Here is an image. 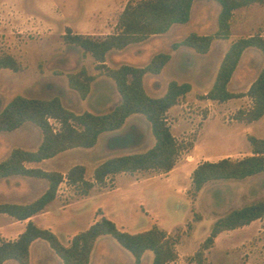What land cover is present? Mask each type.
Wrapping results in <instances>:
<instances>
[{"label":"rangeland","instance_id":"obj_1","mask_svg":"<svg viewBox=\"0 0 264 264\" xmlns=\"http://www.w3.org/2000/svg\"><path fill=\"white\" fill-rule=\"evenodd\" d=\"M127 2L0 0V57L10 55L19 63L17 71L0 69V111L18 94L42 98L59 96L63 104L75 112L104 113L113 108L120 101L114 81L102 68H96L89 53L66 43L64 34L68 27L73 33L95 39L116 32L118 16ZM218 12L215 2L197 0L187 24H175L165 34L155 35L123 50H111L106 55V64L117 67L125 63L141 66L155 53H173L160 76H147L144 86L149 95H162L171 80L193 84L194 88L187 96L181 97L166 114L172 134L185 145H194L180 152L174 171L171 174L155 170L121 172L116 178L115 175L110 177L105 186L95 185L86 196L63 182L57 198L50 205V212L34 215L32 221L37 226L52 229L67 244L65 234L69 238L102 215L131 233L156 225L171 236H177L178 257L168 264H197L194 254L209 235L216 219L233 209L264 200V172L241 180H210L195 197L189 192L191 173L204 156L216 157L226 151L239 155L237 152L251 151L240 127L231 125L238 109L234 114L228 109L234 102L217 104L202 98V92L211 86L224 54L234 40L264 34V4L253 3L235 10L230 37L216 40L205 54L187 46L172 48L173 43L191 31L214 32ZM260 54V50L253 47L245 52L242 64L233 74L230 89L243 91L249 87L255 69L249 71L246 64L251 59L255 63ZM83 67L95 75L85 99H81L67 81L68 73ZM198 72L207 78L198 79ZM50 121L58 127L57 122ZM254 134L264 138V121ZM41 139V131L32 122H26L11 132H0V160L14 147L36 149ZM153 143L150 123L144 115L132 114L118 131L103 132L95 146L72 148L33 165L66 173L73 165L82 164L86 168V179L92 180L95 167L107 158L143 152ZM46 187V181L36 178L0 179V202H28L42 194ZM24 229L23 222L8 214H0V242L16 239ZM203 255L210 264H264V218L221 232ZM152 258L153 253L148 252L142 264H151ZM6 264L18 263L8 261ZM31 264H62V261L45 242H35L31 247ZM91 264L135 263L128 251L106 235L101 237Z\"/></svg>","mask_w":264,"mask_h":264},{"label":"trees","instance_id":"obj_2","mask_svg":"<svg viewBox=\"0 0 264 264\" xmlns=\"http://www.w3.org/2000/svg\"><path fill=\"white\" fill-rule=\"evenodd\" d=\"M196 0H128L117 20V31L102 39L73 33L68 27L64 41L80 47L89 53L96 62V68L103 69L110 77L120 95V101L109 111L94 113L88 110L75 112L63 104L59 96L49 98L29 97L18 94L0 111V132H11L26 122L36 125L42 139L36 149L14 147L0 160V179L11 177H30L47 182L42 194L27 203L0 202V214L5 213L16 220H26L25 229L16 239L0 242V264L14 261L18 264H31V247L37 240L45 242L62 264H90L92 251L101 236L112 237L122 248L128 251L135 264H141L147 251L153 253L151 264H168L178 257L177 236H171L165 230L154 225L149 229L135 233L119 228L116 223L101 216L86 229L74 234L65 245L57 234L49 228L37 226L30 218L43 211L52 202L65 182L80 195H88L95 186H105L110 176L121 172L155 170L169 172L176 164L180 152L192 148L185 145L171 132L167 121V111L178 104L179 99L191 90L189 82L171 80L165 92L160 96L149 95L144 86L146 74H159L171 59L170 52H158L152 55L145 65L121 64L110 67L106 64V55L111 50H123L126 47L144 42L153 35L168 32L175 24H185L191 18ZM219 4L217 28L212 33L189 32L182 40L172 44V48L187 46L197 53L205 54L215 39H228L232 31L234 11L253 3L264 4V0H211ZM257 48L263 56V65L246 92H233L228 85L235 73L244 51ZM19 69L17 60L10 56L0 57V69ZM95 75L85 67L67 74L68 86L76 91L81 99L90 92ZM248 96L252 105L239 108L234 120L250 123L264 115V37L260 33L234 40L218 67L214 82L202 98L224 102L232 98ZM132 114H142L151 125L154 143L143 152H134L109 157L98 164L93 172V180L85 177L86 168L75 164L62 173L41 167L30 166L53 158L72 148H91L98 142L103 132L121 129ZM58 123L55 127L50 121ZM251 146V155L232 159L224 157L217 161L205 160L191 173L190 195L195 197L203 185L216 179L241 180L264 172V138L247 135ZM264 218V200H257L240 208L233 209L213 223L209 235L194 254L197 264H210L205 261L203 251L213 246L215 238L223 231L233 230Z\"/></svg>","mask_w":264,"mask_h":264},{"label":"crops","instance_id":"obj_3","mask_svg":"<svg viewBox=\"0 0 264 264\" xmlns=\"http://www.w3.org/2000/svg\"><path fill=\"white\" fill-rule=\"evenodd\" d=\"M197 1V0H196ZM195 1V2H196ZM211 1V0H210ZM194 2V3H195ZM214 2V1H213ZM216 3V2H215ZM217 4V3H216ZM217 6H218V11H219V9H220V6H219V4H217ZM191 13H192V11H191ZM188 23V22H187ZM187 23H185V24H187ZM174 26V25H173ZM172 26V27H173ZM171 27V28H172ZM216 28H217V25H216ZM216 30V29H215ZM214 30V31H215ZM167 33V32H166ZM163 34H165V33H163ZM204 34H207V33H204ZM158 35H160V34H158ZM261 35H264L262 32H261ZM153 36H155V35H153ZM153 36H151V37H153ZM150 37V38H151ZM149 39V38H148ZM147 39V40H148ZM216 40H223V39H215V40H213V42H212V44H211V47L213 46V44H214V42L216 41ZM146 41V40H145ZM142 43V42H141ZM230 46V45H229ZM210 47V48H211ZM127 48V47H126ZM228 49V48H227ZM248 50H252V47H249V48H247L245 51H244V53H243V55H242V57H241V60H240V62H239V64H238V66L240 65V64H242V60H243V56H244V54H245V52H247ZM227 51V50H226ZM189 55V54H188ZM152 57V56H151ZM150 57V58H151ZM149 58V59H150ZM173 58V53H171V59ZM149 59L148 60H146V61H144L142 64H140V65H145L148 61H149ZM171 59L169 60V62L171 61ZM168 62V63H169ZM167 63V64H168ZM167 64L164 66V68L162 69V71L159 73V74H146L145 75V77H144V83H145V81H146V78H147V76H149V75H151V76H156V77H158V76H160V74L162 73V72H164V70H165V68H166V66H167ZM262 64H263V59H262V55L260 54V59L258 60L257 59V61L254 63L253 61H252V59L246 64V66H247V68H248V70L249 71H254V69H255V73H254V78H253V80L256 78V76H257V74H258V72H259V70H260V68H261V66H262ZM218 70V69H217ZM216 75V74H215ZM198 77V79H201L202 81H203V79H205V78H207L206 76H205V74L203 73H200V72H198V75H197ZM233 77V76H232ZM214 79H215V76H214V78H213V81L211 82V86H212V84H213V82H214ZM231 80H232V78H231ZM252 80V81H253ZM252 81H251V83H252ZM231 82V81H230ZM230 82H229V85H228V88H229V90H231V91H233V92H240V91H242V90H232V89H230ZM250 83V84H251ZM191 84V90L194 88V86H193V84L192 83H190ZM211 86L208 88V90L211 88ZM250 86V85H249ZM167 88V87H166ZM249 88V87H248ZM248 88L247 89H245V90H243L242 92H245V91H247L248 90ZM190 90V91H191ZM207 90V91H208ZM207 91H204V92H202L203 94H206L207 93ZM189 93V92H188ZM160 96V95H159ZM185 96H187V94L185 95ZM182 97H184V96H182ZM208 100H210V99H208ZM211 102H216L217 104H228V103H230V102H234L231 106H232V108L231 109H228V110H230L231 111V114H234V112L237 110V109H239V108H244L243 106H250L251 105V99L248 97V96H243V97H240V98H232V99H229V100H227V101H224V102H218V101H215V100H210ZM177 105V104H176ZM171 109V108H170ZM169 109V110H170ZM169 110L167 111V113L169 112ZM264 121V115L261 117V118H259L258 120H255V121H253V122H250V123H245V122H238V121H236V120H234L233 118L231 119V125H238L239 127H240V133H243L244 135H246V137H247V135H253L254 134V131L257 129V127L258 126H260V124L262 123ZM126 122H127V119H126ZM126 122H125V124H126ZM124 124V125H125ZM123 125V126H124ZM118 131V130H117ZM113 132H115V131H113ZM113 134V133H112ZM255 135V134H254ZM194 146V145H193ZM239 155H237L236 153H232V152H230V151H226V152H222L221 154H219L218 156H216V157H209V156H204L203 157V159H202V162L203 161H205V160H210V161H217V160H219V159H221V158H224V157H231L232 159H237V158H241V157H243V156H246V155H251L252 153H251V151H246V152H237ZM33 164H38V163H30L29 165L30 166H36V165H33ZM189 164H191V163H188L187 165H189ZM36 167H39V166H36ZM176 168V166L172 169V170H170L169 172H167V173H165V174H171L173 171H174V169ZM117 175V174H116ZM116 175H115V178H116ZM168 176V175H167ZM110 177H112V176H110ZM109 177V178H110ZM108 178V179H109ZM93 180V179H92ZM95 187V186H94ZM93 187V188H94ZM92 188V189H93ZM91 189V190H92ZM91 190H90V192H91ZM89 192V193H90ZM89 195V194H88ZM57 196H58V194H57ZM57 196H56V198H57ZM86 196V195H85ZM38 197V196H37ZM55 198V199H56ZM54 199V200H55ZM34 200V199H33ZM53 200V201H54ZM32 201V200H31ZM52 201V202H53ZM28 202H30V201H28ZM52 202H50L46 207H45V209L43 210V211H41L39 214H45V213H47V212H50V205L52 204ZM18 203H27V202H18ZM102 216H105V215H102ZM33 218H34V215L30 218L31 220H33ZM29 219H26V220H18V222H23V224L26 226V223H27V221H28ZM96 220H98V219H96ZM95 221V220H94ZM93 221V222H94ZM17 222V221H16ZM92 222V223H93ZM117 225V224H116ZM118 226V225H117ZM119 227V226H118ZM52 228V227H51ZM119 228H121V227H119ZM50 229V228H49ZM121 229H123V230H125L124 228H121ZM52 230V229H51ZM84 230V229H83ZM143 230H145V229H143ZM53 231V230H52ZM81 231V230H80ZM126 231H128V230H126ZM141 231V230H140ZM22 232V231H21ZM21 232H19V234L21 233ZM79 232V231H78ZM129 232V231H128ZM136 232H138V231H136ZM77 233V232H76ZM76 233H74V234H76ZM135 233V232H134ZM74 234H72L69 238H67V235L65 236L64 235V237H65V239H67V244H65V245H68L69 243H70V240H71V238H72V236L74 235ZM58 236V235H57ZM106 236V235H105ZM59 237V236H58ZM102 237V236H101ZM101 237H99L98 239H97V241H96V243H95V247H94V249H93V251H92V255H91V260H92V257H93V254H94V252H95V250H96V247L98 246V244L101 242ZM60 239V238H59ZM61 240V239H60ZM62 241V240H61ZM35 242H43V241H40V240H37V241H35ZM34 242V243H35ZM33 243V244H34ZM148 252H151V251H147V252H145V254L143 255V259H142V263L144 262V260H145V258H146V256H147V253ZM150 260H151V258H150ZM149 260V261H150ZM141 263V264H142ZM91 264V263H90Z\"/></svg>","mask_w":264,"mask_h":264}]
</instances>
